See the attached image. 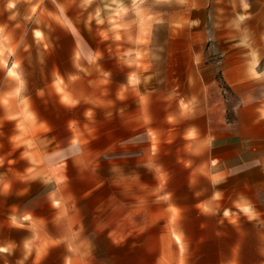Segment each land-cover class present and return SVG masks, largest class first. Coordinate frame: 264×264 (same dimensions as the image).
I'll return each instance as SVG.
<instances>
[{"label": "crops", "instance_id": "obj_1", "mask_svg": "<svg viewBox=\"0 0 264 264\" xmlns=\"http://www.w3.org/2000/svg\"><path fill=\"white\" fill-rule=\"evenodd\" d=\"M4 1L0 49L14 52L0 50V97H9L7 103L0 100V167L5 160H23L26 175L40 179L48 197L54 190L45 184L60 174L56 159H65L83 182L92 155L77 136L72 143L78 150L60 156L53 128L39 116L23 133L18 97L31 93L20 75L18 49L40 48L50 59L45 93L50 89L59 101L71 94L65 85L69 72L55 74L46 32L35 24L25 30L24 40L22 24L9 21L18 0ZM191 9L196 19L205 16L200 29L206 34V53L214 56L190 72L194 87L175 93L176 137L162 138L160 132L147 137L141 227L126 215L125 227L86 231L83 205L94 186L75 190L63 165L67 182L60 185L58 217L39 215L32 202L23 209L17 200L7 204V193L16 196L21 190L7 188L0 171V208L13 209L8 218L0 213V264H264V0H199ZM66 60L70 64L69 56ZM213 64L228 91L210 69ZM44 86L35 87V94H43ZM63 127L70 143V128ZM23 140L28 148L20 147ZM154 143L157 149L149 150ZM8 148L18 149L17 156H10ZM13 171L21 179V168ZM7 227L14 232L7 234Z\"/></svg>", "mask_w": 264, "mask_h": 264}, {"label": "rangeland", "instance_id": "obj_2", "mask_svg": "<svg viewBox=\"0 0 264 264\" xmlns=\"http://www.w3.org/2000/svg\"><path fill=\"white\" fill-rule=\"evenodd\" d=\"M197 3L199 0H18L15 17L9 21L20 22L24 34L35 24L46 32L52 42L48 51L54 72H69L65 85L71 93L60 96L61 102L50 89L46 94L50 59L46 60L40 48L18 49L22 57L20 75L31 93L18 97L19 126L24 133L28 122L39 116L53 128L54 148L60 156L78 150L72 143L77 136L85 140L82 146L92 156L83 182L67 167L65 159H56L60 174L45 184L48 190H54L48 197L40 186L42 181L28 176L23 160L3 161L0 171L5 172L2 177L6 187L21 190L16 196L7 193V204L17 200L23 209L32 202V209L41 216H61L60 185L67 182L61 174L63 165L75 190L78 185L94 186L83 205L86 231L125 227L126 215L139 223L135 227H141L140 219L145 215L147 137L158 136L159 132L162 138L176 137L180 122L175 93L179 88L194 87L190 72L196 71V65L199 71L213 60L214 55L206 53V34L200 29L205 16L196 19L191 12ZM4 6L5 1L0 0V24L5 19ZM24 34L27 40L28 34ZM0 50L10 56L14 52L12 48ZM210 69L222 87L218 65ZM39 85L44 86L39 92L43 94L36 95L35 87ZM225 90L228 91L226 86ZM8 98L2 96L0 100L7 103ZM65 125L70 128V143ZM24 143L23 140L20 146L23 149ZM157 147L154 143L149 150ZM8 150L10 156H17L18 149ZM37 162L40 165L41 161ZM14 168H21V179L14 178ZM50 197L54 201L52 208ZM95 203L98 206L91 208ZM12 210H3L7 218ZM6 232L14 230L7 227Z\"/></svg>", "mask_w": 264, "mask_h": 264}, {"label": "trees", "instance_id": "obj_3", "mask_svg": "<svg viewBox=\"0 0 264 264\" xmlns=\"http://www.w3.org/2000/svg\"><path fill=\"white\" fill-rule=\"evenodd\" d=\"M221 84H222V87L225 89V86H226V88H227V85L223 82V81H221Z\"/></svg>", "mask_w": 264, "mask_h": 264}]
</instances>
